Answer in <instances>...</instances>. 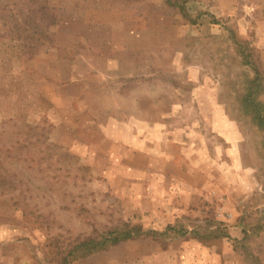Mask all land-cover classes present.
I'll list each match as a JSON object with an SVG mask.
<instances>
[{
    "label": "rangeland",
    "instance_id": "1",
    "mask_svg": "<svg viewBox=\"0 0 264 264\" xmlns=\"http://www.w3.org/2000/svg\"><path fill=\"white\" fill-rule=\"evenodd\" d=\"M0 264H264V0H0Z\"/></svg>",
    "mask_w": 264,
    "mask_h": 264
}]
</instances>
